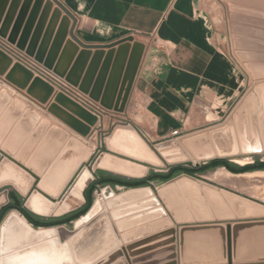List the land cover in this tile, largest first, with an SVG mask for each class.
<instances>
[{
	"label": "water",
	"instance_id": "water-1",
	"mask_svg": "<svg viewBox=\"0 0 264 264\" xmlns=\"http://www.w3.org/2000/svg\"><path fill=\"white\" fill-rule=\"evenodd\" d=\"M76 24V17L61 0H0L1 37L98 103L104 112H124L146 45L133 35L106 44L86 43L75 33ZM0 56L12 62L1 50ZM17 67L22 65L17 63ZM22 71L24 76L19 79L16 72L6 78L45 104L54 87L40 77L34 78L32 71ZM7 89L17 97L12 100ZM32 99L0 79V163L8 158L35 178L26 195L12 185L0 186V219L5 214L0 221V264H125L117 263L122 258L117 231L144 222L122 237L129 241L141 231L165 230L161 235L171 236L167 239L169 247L161 251L168 254L165 264H178V257L180 264H264V218H259L264 217L263 203L186 172L120 192L111 184L99 187L96 175L103 169L144 178L151 168L198 167L212 159L246 155V129L238 132L241 143L235 142L236 132L230 129L227 150L219 147V142L217 150L210 146L196 152L195 161L182 160L173 155L172 145L163 141L151 144L128 121L116 125L104 138L103 128L97 130L100 140L96 145L92 127L98 116L62 92L55 97V103L62 107L52 104L46 113L48 120L38 124V115L25 105L39 110ZM51 114L57 118V125L49 128ZM204 138L198 139L204 142ZM259 140L251 142L257 145ZM188 145L197 146L192 140ZM167 146L172 147L170 153L162 151ZM168 155L176 161L168 162ZM93 159L90 170L87 166ZM180 191L229 202L233 208L239 206L231 216L253 218L228 222L216 221L211 215L194 218L179 211L175 197L181 196ZM88 195L89 208L69 225L36 226L22 212L54 220L84 207ZM137 212L139 215L134 216ZM147 241L132 243L129 249L137 253ZM157 254L135 258L132 263L143 264Z\"/></svg>",
	"mask_w": 264,
	"mask_h": 264
},
{
	"label": "crops",
	"instance_id": "crops-1",
	"mask_svg": "<svg viewBox=\"0 0 264 264\" xmlns=\"http://www.w3.org/2000/svg\"><path fill=\"white\" fill-rule=\"evenodd\" d=\"M61 1L76 17L75 33L82 41L106 44L133 35L135 40L146 45L123 114L129 115L125 119L141 131L151 144L191 134L218 123L251 81L264 79V0ZM41 14L42 10L39 17ZM42 38L43 35L39 44ZM0 79L6 82L4 77ZM10 86L32 99L25 91ZM1 89L5 87L1 85ZM7 93L12 100L17 97L11 89H7ZM55 96L56 91L49 96L46 104L32 99L39 110L29 103L25 104L26 108H32L38 115V124L48 120L46 113ZM109 117L112 119L113 115ZM106 118L103 123L99 120L92 127V132L106 125ZM55 119L51 114L49 128L57 125ZM175 131H178L177 135ZM70 137H73L71 133ZM256 158L246 163L225 159L241 166L257 160L264 161L262 157ZM167 171L169 169H152L144 178L103 169L96 173L106 181L104 185L111 184L120 192L162 181L153 180L150 174ZM260 173L264 174V169L236 173L220 165L196 175L236 190L218 182L217 178L229 180L234 176L246 178L247 175ZM144 223L118 229V250L122 251V258L117 263L134 264L135 258L155 253L159 254L149 257L143 264L166 263L168 254L161 251L169 247L167 239L171 236L161 235L165 230L141 231L129 241L122 237L123 233L133 231ZM147 239L149 241L140 245V251L131 252L129 245ZM178 260L180 264L179 257Z\"/></svg>",
	"mask_w": 264,
	"mask_h": 264
},
{
	"label": "rangeland",
	"instance_id": "rangeland-1",
	"mask_svg": "<svg viewBox=\"0 0 264 264\" xmlns=\"http://www.w3.org/2000/svg\"><path fill=\"white\" fill-rule=\"evenodd\" d=\"M0 50L6 53L12 59V62H9L4 57L0 56V71L1 70L6 71L5 72L6 74L5 75L0 74V77H4L8 85L10 84L12 86H15L14 84L10 82V79L6 78V75H8V73L16 72L15 76L16 78H18V76L19 77L24 76V73L22 71L23 69H28L32 71L34 73V78L40 77L46 82H48L50 85H52L56 91V95L59 92H62L65 95H68L73 100L80 103L81 105L89 109L92 113L97 115L99 120L102 121V123H103V120H105V117H107L106 125L104 124L105 127L104 126L101 127L104 130V133L101 134V138L102 137L104 138L105 136L109 135L111 130L116 125L125 124L127 122V119H125V117L129 118L128 114L126 115V114H123V112L117 113L114 111H107V112L105 111L102 113H98L94 109H91L85 104H83L80 100L75 99L74 97L69 95L63 89L55 86V84L50 82L44 76L38 74L37 71H35L33 68H31L27 64L14 58L12 55L7 53L3 49L0 48ZM17 63L21 64L22 68L17 67ZM32 81L33 80H31V82ZM22 91H25L27 94L26 89ZM54 103H55V99H54V102L50 104V106ZM55 104L59 107H62L61 104H58V103H55ZM110 114L113 115L112 119L109 117ZM114 115H118L120 117H117ZM230 129H232L231 131L234 130L236 133H238L239 131L243 132L246 129L248 133L252 135V139H255V140L261 139L264 142V79H261V80L257 79V80L251 81L249 86L245 89V91L238 97V99L230 107L227 115L223 119H221L218 123H215L208 127H204L202 129H199L195 131L194 133H191L190 135H185L184 137L179 136V137H172V138L166 139L163 141L162 144L172 145V147L175 150L173 153L174 156H178L182 160L185 159V160L195 161L196 160L195 153L201 150L205 151L210 146L214 150L215 149L217 150L216 146H219V145H220L219 147H221L222 149H226V150L229 149L226 140H227V135H230ZM94 132H95V138H96V145H98L99 144L98 141L100 140L97 136L98 131L96 130ZM200 136L206 137V139L204 138V142L198 139ZM190 140L196 142L197 146L190 147L188 145V141ZM258 156L264 158V154H248V155L241 154V155L227 156V157L230 159L237 160L241 163H246V162L257 159L256 157ZM93 162H94V159L91 161V163L89 162L90 165L87 166L88 169L92 170ZM200 162H203V161L200 160ZM152 169L153 168H151L150 171ZM156 169H161V168H156ZM162 169L166 170L167 167H164ZM217 181L222 182L226 184L227 186L234 187L236 189V190H232V189L227 188L231 191L241 193L246 197L252 198L264 204L263 183L252 182L244 178H241L240 176H234L229 180L228 179L221 180V178H217ZM212 183L217 184L215 182H212ZM222 187L226 188L225 186H222ZM177 193L181 195L180 197H178V195H176L175 197L176 202H178L177 207L179 211L183 212L186 215L190 214L194 218L211 215L216 218V221H218V219H223V221L225 222L253 218V217L242 218L243 216L241 217L237 214L236 216H231L232 211H235V209H237L239 206L234 205V208H233V205H231V203L223 201V200L221 201L219 199H211L208 196L203 198L196 194L186 195L182 191L177 192ZM259 218H264V217H259ZM176 227L178 228L179 225L177 224Z\"/></svg>",
	"mask_w": 264,
	"mask_h": 264
},
{
	"label": "trees",
	"instance_id": "trees-1",
	"mask_svg": "<svg viewBox=\"0 0 264 264\" xmlns=\"http://www.w3.org/2000/svg\"><path fill=\"white\" fill-rule=\"evenodd\" d=\"M220 165H225L228 168H230V170H232L233 172H236V173H242V172L254 171V170H258V169H264V161L257 160L254 163H250V164H246V165L241 166V165L230 163L225 158H217V159H213L210 163H208L206 165H202V166H198V167L177 165V166L170 168L169 171H167V172H154V173L150 174V177L153 180L167 181V180L179 175L182 172H186V173L191 174V175H196V173L203 172V171L208 170L209 168H213V167L220 166ZM96 175H97V173H96ZM98 182H99L100 186H103L106 183V181L100 177H98ZM132 184H134V183H132ZM138 184H140V182H138ZM87 198H88V203L84 207H82L81 209H79L75 212L67 214L65 216L55 217L56 219H54V220H46L45 219L46 217H36L26 210H22V212L28 218V220L31 221L36 226H53V225H59V224H63V223H69L87 211V209L89 208V205H90L91 197L88 195ZM4 215L1 217L0 221L3 219Z\"/></svg>",
	"mask_w": 264,
	"mask_h": 264
},
{
	"label": "bare ground",
	"instance_id": "bare-ground-1",
	"mask_svg": "<svg viewBox=\"0 0 264 264\" xmlns=\"http://www.w3.org/2000/svg\"><path fill=\"white\" fill-rule=\"evenodd\" d=\"M120 135V134H116ZM236 140L235 142H240V135L238 133L235 134ZM248 136V151H245V154H255V153H262L264 154V144L262 140L257 141V145L253 144L251 142L252 135L247 132ZM117 137V136H116ZM241 143V142H240ZM239 143V144H240ZM259 143H262L261 145ZM172 147L167 146L162 148V151L165 153H170ZM218 153V152H216ZM239 153H244V151L239 150ZM211 156L207 157V159H210ZM168 162L176 161V158L172 155H168L165 158ZM246 180L252 181V182H260L263 183L264 186V174H253V175H247L245 176ZM35 181V178L32 174H30L28 171H26L23 167L16 164L12 160L6 158L1 161L0 163V186L1 185H12L14 189L18 190L21 194L26 195L31 187L33 182ZM187 184H194V182H187ZM179 185V184H178ZM73 202H76L73 200ZM260 211V209H258Z\"/></svg>",
	"mask_w": 264,
	"mask_h": 264
},
{
	"label": "built area",
	"instance_id": "built-area-1",
	"mask_svg": "<svg viewBox=\"0 0 264 264\" xmlns=\"http://www.w3.org/2000/svg\"><path fill=\"white\" fill-rule=\"evenodd\" d=\"M0 48L6 51L7 53H9L10 55H12L14 58L22 61L23 63L33 68L35 71H37L38 74L44 76L50 82L55 84V86L63 89L75 99L80 100L83 104H85L89 108L94 109L98 113L104 112V109L98 103L91 100L87 95L80 92L77 88L70 85L63 78H60L51 70L45 68L42 64L38 63L36 60H34L24 51L20 50L16 45L10 43L7 39L1 36H0ZM174 134L177 135L178 131H175ZM99 187L102 186L99 185Z\"/></svg>",
	"mask_w": 264,
	"mask_h": 264
}]
</instances>
